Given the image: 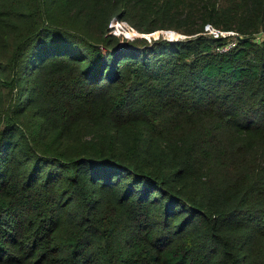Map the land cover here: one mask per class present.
Here are the masks:
<instances>
[{"label": "trees", "instance_id": "16d2710c", "mask_svg": "<svg viewBox=\"0 0 264 264\" xmlns=\"http://www.w3.org/2000/svg\"><path fill=\"white\" fill-rule=\"evenodd\" d=\"M0 264H264V0H0Z\"/></svg>", "mask_w": 264, "mask_h": 264}, {"label": "built area", "instance_id": "2783aa9c", "mask_svg": "<svg viewBox=\"0 0 264 264\" xmlns=\"http://www.w3.org/2000/svg\"><path fill=\"white\" fill-rule=\"evenodd\" d=\"M234 44H235V42L232 41V40H230L227 44H225V45L219 47L218 50H220V51H225V50H227L228 48L232 47Z\"/></svg>", "mask_w": 264, "mask_h": 264}]
</instances>
